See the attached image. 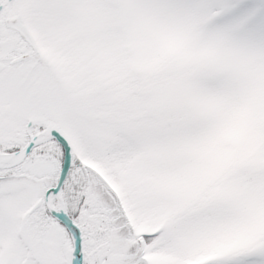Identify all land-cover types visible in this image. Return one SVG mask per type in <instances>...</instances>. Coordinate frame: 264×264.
<instances>
[{"label":"snow or ice","instance_id":"snow-or-ice-1","mask_svg":"<svg viewBox=\"0 0 264 264\" xmlns=\"http://www.w3.org/2000/svg\"><path fill=\"white\" fill-rule=\"evenodd\" d=\"M0 264H264V0H0Z\"/></svg>","mask_w":264,"mask_h":264}]
</instances>
